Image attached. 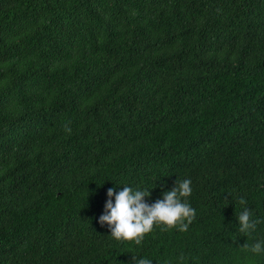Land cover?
Returning a JSON list of instances; mask_svg holds the SVG:
<instances>
[{"label":"trees","instance_id":"trees-1","mask_svg":"<svg viewBox=\"0 0 264 264\" xmlns=\"http://www.w3.org/2000/svg\"><path fill=\"white\" fill-rule=\"evenodd\" d=\"M189 177L187 231L99 221L110 187ZM258 239L264 0H0V264H264Z\"/></svg>","mask_w":264,"mask_h":264},{"label":"clouds","instance_id":"clouds-1","mask_svg":"<svg viewBox=\"0 0 264 264\" xmlns=\"http://www.w3.org/2000/svg\"><path fill=\"white\" fill-rule=\"evenodd\" d=\"M71 130L67 127L68 132ZM151 189L142 186L132 187L129 184H123L119 191L116 190V186L108 189L106 211L99 217V221L102 224L108 223L110 236L117 240L141 244L145 236L156 226L188 230L196 217V209L188 200L193 192L191 178L176 180L175 187L165 191L162 199L149 204L144 197L151 195ZM239 202L242 206L238 215L240 231L249 233L256 228L257 223L251 219L252 213L247 207L246 197L241 196ZM242 247L255 254H264V239H258L250 245L244 243ZM133 259L135 264H153V260L146 256L133 255Z\"/></svg>","mask_w":264,"mask_h":264}]
</instances>
